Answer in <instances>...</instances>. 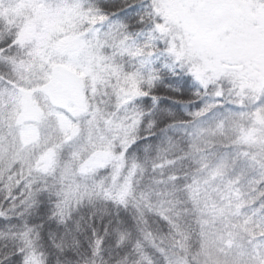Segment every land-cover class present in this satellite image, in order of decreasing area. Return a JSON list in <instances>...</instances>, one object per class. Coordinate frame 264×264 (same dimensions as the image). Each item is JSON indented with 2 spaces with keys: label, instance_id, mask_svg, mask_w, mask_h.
Instances as JSON below:
<instances>
[{
  "label": "snow or ice",
  "instance_id": "6c2138e0",
  "mask_svg": "<svg viewBox=\"0 0 264 264\" xmlns=\"http://www.w3.org/2000/svg\"><path fill=\"white\" fill-rule=\"evenodd\" d=\"M0 264H264V0H0Z\"/></svg>",
  "mask_w": 264,
  "mask_h": 264
}]
</instances>
